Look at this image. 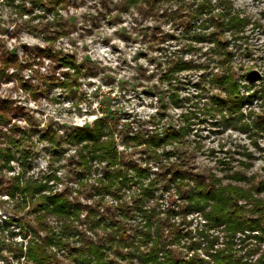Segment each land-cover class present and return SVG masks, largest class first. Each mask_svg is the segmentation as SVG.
I'll use <instances>...</instances> for the list:
<instances>
[{"label":"rangeland","instance_id":"374dc122","mask_svg":"<svg viewBox=\"0 0 264 264\" xmlns=\"http://www.w3.org/2000/svg\"><path fill=\"white\" fill-rule=\"evenodd\" d=\"M179 1L158 0L156 14H152L147 9L142 11L143 5H137L134 0H67L56 7V12L46 13L39 6H32L31 1L25 5L29 10L26 13L20 8L22 0H0V101L10 103V111L6 109L5 112L0 106V115L12 120L8 126L6 122L1 123L0 131H7V127L14 123L30 128L26 119L32 120V128L37 131L32 137L36 153L29 154L30 164L27 163L25 177L40 178L44 173L55 171L61 182L50 183L53 191L70 187L72 196L76 197V191L80 190L78 199L92 203L94 198L87 197L98 178L95 169L101 171L105 165L98 164L97 160L91 161L92 174L86 176L88 179L82 186L74 175V171H80V168L70 162L73 158L77 160L78 148L63 144L55 154L50 150L51 144L41 140V131L53 129L63 138L75 129L93 127L101 120L104 129L112 130L119 153H124L142 167H150L151 174L143 182L148 185L161 170L158 165L173 163L175 157H159L157 161L146 159L147 145L131 139L157 128L160 131L166 126L185 127L188 128L185 138L156 151L159 154L176 151L195 172L206 177L214 176L219 180L218 185L231 184L248 190L254 199L264 202V190L259 191L264 182V132L245 131L238 128L242 123L238 122L236 127L237 122L231 117L206 112V101L197 88L186 85L169 90L162 79L168 65L167 56L201 65L180 74L193 83L205 73V65L210 64V56L206 54L210 44L199 42V35L182 37L180 29L162 16L165 10L176 9ZM229 1L243 11L242 15H249L252 21L259 20L263 25L260 28L253 24L247 27L252 57L239 55L234 67L238 73H244L255 64V72L263 75L264 0ZM200 29L198 26L196 32H201ZM204 30L209 32L212 28ZM47 39L52 40L48 43ZM10 55H15L19 64L9 65L4 70ZM60 57L71 59L65 62L64 59L58 60ZM211 92L217 93L213 89ZM173 93L178 96L177 104L170 98ZM261 102L253 100L252 104H245L244 115L251 112L264 114ZM2 147L4 141L1 138ZM21 155L19 150L16 159H22ZM20 165L19 160L12 161L10 166L4 164L1 175L5 182L22 173ZM130 187L125 191V199L131 203L139 191L137 185ZM178 198L176 192L158 187L148 206L155 207L157 212L165 211L173 204V199L182 203ZM106 200V204L115 203L111 197ZM15 203L16 198L0 195V249L7 256L12 255L11 249L27 244L24 233L36 225L35 216L28 213L29 208L19 212ZM240 203L245 204V201ZM175 219L179 221V217ZM54 220L55 217L49 219L53 226L56 225ZM187 220L191 222L189 229L195 237L187 236L172 245L177 254L186 257L197 254L202 264H213L212 257L205 250L208 245L198 234L205 229L216 238L212 252L229 249L233 255L242 257V264H264V241L245 238L243 234L231 238L224 227L203 226L204 219L195 213L189 214ZM134 225L131 222V226ZM194 240L201 242L198 250L190 248ZM64 262L69 261L64 259ZM133 264L142 263L134 259Z\"/></svg>","mask_w":264,"mask_h":264},{"label":"trees","instance_id":"16d2710c","mask_svg":"<svg viewBox=\"0 0 264 264\" xmlns=\"http://www.w3.org/2000/svg\"><path fill=\"white\" fill-rule=\"evenodd\" d=\"M22 1L20 8L24 12H29L25 5L31 1L32 6H39L46 13L56 12V7L67 0ZM190 1L187 4L180 0L176 9L165 10L162 16L170 19L176 29H180L182 37L195 34L199 35V42L210 44L206 53L210 56V64L205 65V73L193 83L192 80L183 79L180 74L201 65L167 56L168 65L162 74L163 81L169 90L193 85L204 96L206 112H219L237 122L236 127L241 122L240 129L263 133L264 114L251 112L244 115L242 109L245 104H252L253 100H261V106L264 107V74L255 72V64L244 73H238L233 64L239 55L252 57L247 27L253 24L260 28L263 25L259 20L252 21L249 15H242L243 11L236 9L229 0H216L215 3L212 0ZM134 3L143 5L142 11L147 9L156 14L158 0H134ZM198 26L201 28L199 33L196 32ZM210 28L211 31L205 32L204 29ZM51 40L47 39L46 42L50 43ZM68 59L71 58L60 57L58 60L68 62ZM15 63L19 64V59L10 55L4 70ZM212 89L217 93L211 92ZM170 98L177 104L176 93ZM0 106L5 112L6 109L10 111V103L0 101ZM11 121L10 117L0 115V124L6 122L8 126ZM26 121L30 128H22L14 123L7 127V131H0V139L4 141V147L0 148V195L16 198L15 206L20 209L19 212L29 208L28 213L35 216L36 225L30 226L24 233L23 239L27 240V244L11 249L12 255H3L0 249V264H133L134 259L142 264H202L197 254L182 256L171 247L187 236L195 237L189 229L191 222L187 220V216L194 213L204 219L203 226L224 227L231 238L243 234L245 238L264 241L263 201L254 199L252 192L241 187L218 185L219 180L214 176L206 177L195 172L176 151H163L161 154L156 151L168 143L181 141L188 134V128L166 126L160 131L157 128L151 133L134 135L131 139L147 145L144 154L146 159L157 161L162 157H175L173 163L158 165L161 170L148 185L143 182L151 174L150 167H142L124 153H119L112 130L104 129L101 120L93 127L75 129L63 138L53 129L41 131V140L48 141L50 150L55 154L63 144L78 148L77 160L73 158L70 162L80 168V171H74V175L82 186H85L83 181L88 179L86 176L92 174L91 161L97 160L98 164L105 165L101 171L95 169L99 173L98 178L88 191L87 198H94V201L83 203L78 199L80 190L76 191V197L72 196L70 187L63 191L52 190L51 182H61L55 171L44 173L40 178L24 176L29 154L33 156L36 153L32 137L37 132L32 128V120L27 118ZM19 150L22 159H16ZM15 160L21 161L23 171L5 182L1 175L4 164L10 166ZM132 184L138 186L139 194L132 197L130 203L125 199V191ZM158 187L163 191L176 192L178 200L182 201L178 203L177 199H173L170 207L165 211L160 210L165 217L155 207L148 206L150 197ZM263 190L264 182L259 187L260 192ZM107 197L113 198L115 203L106 204ZM241 201H245V204H241ZM53 217L57 226L50 224L49 219ZM176 217H179V221ZM131 222L135 224L133 227ZM207 231L203 229L198 234L207 243L205 250L212 257L213 264H242V257L233 255L229 249L212 252L216 238ZM200 244L199 240L191 241L190 248L198 250ZM64 259L69 262L65 263Z\"/></svg>","mask_w":264,"mask_h":264}]
</instances>
